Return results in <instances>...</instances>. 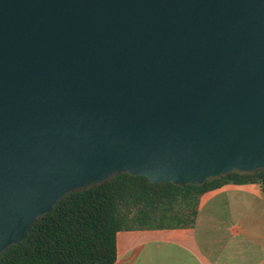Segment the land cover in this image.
<instances>
[{
    "label": "water",
    "instance_id": "obj_1",
    "mask_svg": "<svg viewBox=\"0 0 264 264\" xmlns=\"http://www.w3.org/2000/svg\"><path fill=\"white\" fill-rule=\"evenodd\" d=\"M264 169V0H0V252L126 172Z\"/></svg>",
    "mask_w": 264,
    "mask_h": 264
},
{
    "label": "trees",
    "instance_id": "obj_2",
    "mask_svg": "<svg viewBox=\"0 0 264 264\" xmlns=\"http://www.w3.org/2000/svg\"><path fill=\"white\" fill-rule=\"evenodd\" d=\"M264 182V169L229 171L202 183L149 181L117 173L64 194L0 252V264H112L115 234L135 227L192 226L199 195L223 183Z\"/></svg>",
    "mask_w": 264,
    "mask_h": 264
},
{
    "label": "crops",
    "instance_id": "obj_3",
    "mask_svg": "<svg viewBox=\"0 0 264 264\" xmlns=\"http://www.w3.org/2000/svg\"><path fill=\"white\" fill-rule=\"evenodd\" d=\"M115 245L112 264H264V182L204 191L192 226L120 229Z\"/></svg>",
    "mask_w": 264,
    "mask_h": 264
}]
</instances>
